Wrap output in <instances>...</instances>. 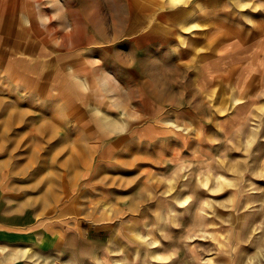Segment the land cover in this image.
<instances>
[{
    "label": "rangeland",
    "instance_id": "1",
    "mask_svg": "<svg viewBox=\"0 0 264 264\" xmlns=\"http://www.w3.org/2000/svg\"><path fill=\"white\" fill-rule=\"evenodd\" d=\"M4 4L0 195L100 264H264V0Z\"/></svg>",
    "mask_w": 264,
    "mask_h": 264
},
{
    "label": "crops",
    "instance_id": "2",
    "mask_svg": "<svg viewBox=\"0 0 264 264\" xmlns=\"http://www.w3.org/2000/svg\"><path fill=\"white\" fill-rule=\"evenodd\" d=\"M49 226L33 208L0 195V264H34L28 259L32 249L55 251L72 264H100L109 258L108 223L78 225L67 231Z\"/></svg>",
    "mask_w": 264,
    "mask_h": 264
},
{
    "label": "bare ground",
    "instance_id": "3",
    "mask_svg": "<svg viewBox=\"0 0 264 264\" xmlns=\"http://www.w3.org/2000/svg\"><path fill=\"white\" fill-rule=\"evenodd\" d=\"M85 246V245H84Z\"/></svg>",
    "mask_w": 264,
    "mask_h": 264
}]
</instances>
